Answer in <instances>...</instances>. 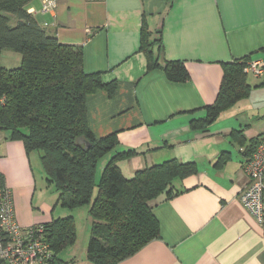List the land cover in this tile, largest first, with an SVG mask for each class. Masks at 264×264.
<instances>
[{"label": "crops", "instance_id": "1", "mask_svg": "<svg viewBox=\"0 0 264 264\" xmlns=\"http://www.w3.org/2000/svg\"><path fill=\"white\" fill-rule=\"evenodd\" d=\"M33 1L28 12L41 27L61 44L83 50L87 74L117 82L113 98L103 89L86 98L94 137L114 135L119 142L99 169L126 152L131 154L117 162L126 178L172 160L196 167L194 175L175 179L172 197L150 202L160 237L119 264H264V229L240 201L248 185L245 165L264 136V97L253 95L264 78L248 74L247 99L209 128L191 127L216 102L224 64L264 61V0H55L50 12L42 11L41 0L36 10ZM143 29L160 40L154 52L162 66L183 63L188 81H170L162 68L148 70L140 49ZM40 159L0 131V173L21 229L75 217L78 239L61 253L65 258L59 255L60 264H89L87 252L77 251L79 231L85 248L91 237L89 210L63 207L57 191L54 202L43 194L35 173Z\"/></svg>", "mask_w": 264, "mask_h": 264}, {"label": "trees", "instance_id": "2", "mask_svg": "<svg viewBox=\"0 0 264 264\" xmlns=\"http://www.w3.org/2000/svg\"><path fill=\"white\" fill-rule=\"evenodd\" d=\"M31 1L0 0V131L7 132L11 140L22 141L27 153L41 154L46 177L55 184L63 207L88 208L92 219L89 264H119L160 237L150 202L161 195L172 197L175 179L194 175L196 167L172 160L126 178L117 164L131 154L126 152L112 157L97 178L100 160L119 142L114 135L94 137L86 98L98 89L113 98L117 82L106 84L100 74H87L83 50L61 44L57 36L41 27L28 12ZM159 46L160 40H152L143 29L140 49L147 56L148 70L162 68L170 81H188L190 75L183 63L162 66L154 52ZM9 49L22 56L20 67L1 66L2 54ZM250 60L223 65L216 102L208 107L205 118L192 122V129L209 128L223 112L250 96L252 87L245 72ZM236 136L241 140V133ZM81 139L90 147L81 144ZM4 187L0 173V191ZM44 227L55 264H60L59 255L77 242L76 219L68 216ZM0 264L6 263L0 259Z\"/></svg>", "mask_w": 264, "mask_h": 264}, {"label": "built area", "instance_id": "3", "mask_svg": "<svg viewBox=\"0 0 264 264\" xmlns=\"http://www.w3.org/2000/svg\"><path fill=\"white\" fill-rule=\"evenodd\" d=\"M42 11L50 12L55 0H41ZM245 72L264 78V61H252ZM248 185L240 201L264 229V136L254 146L245 165ZM0 259L6 264H55V256L47 241L44 225L23 231L15 219L11 190L0 191Z\"/></svg>", "mask_w": 264, "mask_h": 264}, {"label": "rangeland", "instance_id": "4", "mask_svg": "<svg viewBox=\"0 0 264 264\" xmlns=\"http://www.w3.org/2000/svg\"><path fill=\"white\" fill-rule=\"evenodd\" d=\"M38 0L33 1L32 3V7H35L36 10H38L41 6L39 5ZM31 7V6H30ZM14 21V20H13ZM157 51V50H156ZM158 53V52H156ZM21 60H22V56L18 53H16L15 51L9 49L6 50L3 55H2V59H1V66L7 69H15L21 66ZM250 80H254V77H252V75L249 76ZM256 81L258 79H255ZM259 83V85L264 84L263 80H258L257 81ZM254 96H259V98H263L264 97V86L261 87L259 86V88L255 89L254 88ZM34 156L35 158H38V156H40L39 152L34 151ZM102 161V160H101ZM101 165V162H100ZM37 168H35V173L37 176V180L39 182L40 185H42L43 188V194L45 196H51L52 201H55V198L57 197V195H55L56 192V187L55 184L52 181H49L48 178L46 177L43 165H42V161L40 159V161L37 162ZM98 174H99V179L101 177L102 171L101 168L99 169V165H98ZM42 176V177H41ZM42 180V182H41ZM79 216H81V218L78 221L79 226H80V222L82 223L83 227H84V221H83V215L80 214ZM83 229L79 231V241H78V254L81 255H85V253L87 252V248H85V243H84V236H83ZM89 243V242H88ZM84 252V253H83ZM67 256V253L65 254H61L62 258H65Z\"/></svg>", "mask_w": 264, "mask_h": 264}, {"label": "water", "instance_id": "5", "mask_svg": "<svg viewBox=\"0 0 264 264\" xmlns=\"http://www.w3.org/2000/svg\"><path fill=\"white\" fill-rule=\"evenodd\" d=\"M79 142L81 144H86L88 148L90 147V144L87 141H85L84 139H81Z\"/></svg>", "mask_w": 264, "mask_h": 264}]
</instances>
